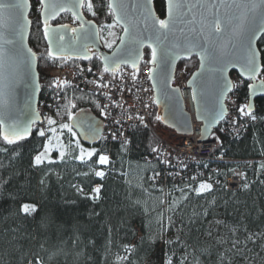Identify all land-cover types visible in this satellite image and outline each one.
<instances>
[{
	"label": "trees",
	"instance_id": "obj_1",
	"mask_svg": "<svg viewBox=\"0 0 264 264\" xmlns=\"http://www.w3.org/2000/svg\"><path fill=\"white\" fill-rule=\"evenodd\" d=\"M29 1L28 43L37 54V66L90 61L103 69L94 52L91 59L48 58L43 24L38 23L41 21L38 0ZM92 2L95 16L86 9L82 11L98 23L99 30L114 23L107 8L108 0ZM154 6L159 14L160 0H154ZM53 22L76 23L67 11L60 13ZM257 46L264 53V33L258 38ZM150 55V49L145 47L140 66ZM197 63L196 56H191L180 60L178 65L185 66L190 73ZM39 80V95L56 88L64 98L48 117H44V129L49 127L48 118L57 124L69 123L67 112L74 113L80 108L100 115L95 94L64 82L57 87L60 82L52 78L40 76ZM247 85L246 81V95ZM262 105L264 94L254 98L257 120L241 137H229L219 128L215 130L219 138L215 151L230 159L219 161L214 175L219 176L220 181L213 184L210 192L200 195L192 190L194 184L164 187L149 179V172L158 168L159 163L144 158L157 142L147 126H131L128 144L123 149L119 141L94 144L97 149L107 147L111 155V165L100 179L93 175L96 157L81 163L66 154L63 161L52 159L54 163L46 161L33 167V158L45 142V137L36 134L42 128H32L26 139L14 145L0 140V148L7 149L0 151V264H34L37 259L43 264H151L155 263V258L149 255L150 239L156 240V257L162 256L160 249L166 247L174 264H179L184 256H187L186 264H264ZM156 116L159 114L154 108L152 118ZM238 164L245 169L244 179L236 189L225 188V177ZM94 182L101 183L100 199L96 201L85 198ZM72 185L83 187L85 193H78ZM163 199L168 202V213L180 226L177 237L165 239L174 241L167 246L160 239L165 215ZM25 202L37 206L33 216L25 217L18 212L19 205ZM216 219L219 221L215 225ZM214 226L220 231L219 237L211 238L208 235ZM249 234L253 235L255 243L246 240ZM224 235L227 237L219 244L217 240ZM234 240L240 242L236 248L232 246ZM117 254L127 259L118 261Z\"/></svg>",
	"mask_w": 264,
	"mask_h": 264
},
{
	"label": "snow or ice",
	"instance_id": "obj_2",
	"mask_svg": "<svg viewBox=\"0 0 264 264\" xmlns=\"http://www.w3.org/2000/svg\"><path fill=\"white\" fill-rule=\"evenodd\" d=\"M161 8L159 14H157L154 6V0H135L131 5V8L139 11L142 16L143 29L139 28V25L128 16V5L123 3V0H108L107 8L109 13L114 18L112 25H107L109 29L119 24L122 27L123 35L119 39V44L116 45V51L111 57H102L104 61L103 72H111L114 76L122 63H130L134 69L132 78L135 80V71H138V64L142 53L140 48L145 45L151 49V59L147 61L149 64L156 65V68L149 69L153 75H150L148 79L155 80V73L157 69H160L165 79H169L167 69L171 63H173L172 49H179L186 52L189 56L195 53L200 58V72L194 73V79L199 75L203 77L204 71L207 65H216L217 67L212 69L218 73L216 77V87L218 89L216 104L209 109V127L214 122H219L226 115V109L224 107V97L226 93L232 92L233 89H239L243 84V80L238 78L237 83L227 80L223 75L228 65L235 67L237 64L240 66V77H244L248 80L256 81L257 77H261L259 83H250L247 85L248 96L246 102L242 104L238 112L244 116H248L255 120L257 117L254 114L253 97L257 95V92L264 93V53L254 47V39L257 32H264V0H232V3H226L225 0H196V3H192L191 0H160ZM29 7V0H0V84L4 88H0V106H6L9 102L8 92L4 89L10 86V83L14 77L15 61L13 56L17 59L20 57L22 49L16 48L15 44L17 39L22 43L25 38L27 26L31 23L28 20L27 9ZM76 8L86 9L87 12L93 16L96 15L94 11V5L92 0H73V2H65V0H38L39 16L43 24L44 39L48 41L47 56L50 59H65L64 56V44L65 36L61 35L67 26L59 25L54 28L49 24V21L55 19L56 15L60 12H66ZM196 8L201 10L200 18L197 21L196 16L193 15L192 19H188V15L192 13V10ZM224 8L223 15L220 14V9ZM233 10L239 12L237 16ZM259 11V24L253 26L246 24L245 21L251 17L253 20L257 19V12ZM74 18L81 19L78 12H73ZM41 21H38L41 22ZM91 25V21L85 22ZM199 24V28L189 27L191 25ZM183 25V27H179ZM80 29H84V23H81ZM77 32L76 28L71 30ZM91 33V28L89 29ZM146 33V35H145ZM99 35L97 31L94 33ZM228 34L232 39L228 41H222L220 38ZM109 35L113 33L109 32ZM87 35L85 39H87ZM234 40L236 43H232ZM171 44V47H167V44ZM116 44L115 40L105 41V47L112 48ZM4 45H12V48H5ZM84 53L83 59H91L87 55L88 45H83ZM229 50L232 56H236L237 51L241 55L233 60L229 56ZM28 56L26 57L29 68L35 63L37 54L27 49ZM91 72V69L88 70ZM63 82L57 83L56 86L60 87ZM193 83V80L188 82ZM36 89L39 85L35 86ZM98 87H107L105 84H98ZM155 87V84H154ZM178 91V89H173ZM193 100L197 99L196 91L193 90ZM158 103L157 100L153 101ZM74 107V105H73ZM99 107V105H98ZM147 107V105H145ZM264 107V105H262ZM103 115V110L101 112ZM68 121L73 120V113L67 112ZM143 122V116L138 117ZM156 120H161L160 116H156ZM34 122L29 121L28 125L20 127L19 125L12 123H6L5 120L0 119V140L7 145L17 144L18 141L26 139L31 134L30 124ZM49 127L47 129H40L37 131L39 137H46L43 143V151L34 156L32 165L38 167L47 163L51 164L55 161L51 159V153L55 150L59 152V159L63 161L66 154L70 156L72 160L79 161L81 163H88L92 161L93 157H96L94 163L99 166H110L111 159L109 155L103 153V150L97 148H84L80 140L77 139V132L74 131L75 125L71 123H61L58 125L61 135L68 133L70 140L68 147L70 152L66 153L65 145L61 141V135H57V128L51 127L56 124L51 118L47 121ZM89 130L93 136L98 134L94 125H89ZM51 133L52 135H47ZM85 139H90L88 132L82 134ZM123 136V133H113V139H119ZM53 139L56 141L53 144ZM121 148H125L128 144V140L125 138L120 141ZM74 145V147H72ZM78 150V152H77ZM0 151H7L5 148H0ZM153 152L157 149L153 148ZM264 167V166H262ZM94 175L99 178H104L106 173L102 170L93 169ZM88 175V173H84ZM160 173H154V176H159ZM195 179V177H193ZM43 183V180L41 181ZM76 188L78 193H85L83 187ZM248 187L247 184L244 185ZM213 185L208 182L201 181L199 185L192 190L197 194H203L204 192H210ZM101 187L97 186L91 189L90 193L85 194L86 199L96 201L100 199ZM186 198V197H185ZM18 212L25 217L33 216L37 212V206L34 203H21L18 208ZM167 231V229H165ZM247 241L255 243L252 234L246 237ZM161 241L167 246L174 243L171 240H165L161 235ZM143 242V239H142ZM178 242V238L177 241ZM151 252L149 255L155 258V264H174L173 258L168 255L166 247L160 249L163 253L162 256L156 257L155 239H150ZM240 242L234 240L232 242L233 248H236ZM128 248L129 246H125ZM126 260L127 257H117V260ZM187 256L179 261V264H186ZM33 264V262H30ZM34 264H43L42 261L37 259Z\"/></svg>",
	"mask_w": 264,
	"mask_h": 264
},
{
	"label": "built area",
	"instance_id": "obj_3",
	"mask_svg": "<svg viewBox=\"0 0 264 264\" xmlns=\"http://www.w3.org/2000/svg\"><path fill=\"white\" fill-rule=\"evenodd\" d=\"M95 57L100 59V54L95 52ZM148 61V60H147ZM144 62L143 66L138 64L135 71L136 79L132 78L134 69L130 64H121L115 73L103 72L101 68L90 61L76 63L73 65L37 66L40 76L64 82L72 87L91 92L97 96L102 118V130L100 141H122L129 139V129L134 125L147 126L156 137V152L144 156L145 159L154 160L159 167L149 172V179L158 181L161 186H174L194 184V188L201 181L211 183L220 181L214 172L219 169V161L230 159L221 152H216L215 147L219 138L215 131L211 132L210 138L199 139L201 121L194 116V104L192 89L187 85L188 70H175L171 84L179 88L185 109L190 113L192 129L189 133H181L171 126L164 124L161 120L152 118V112L156 108L153 102V89L149 77V69L152 64ZM91 69V72L88 70ZM243 80L241 87L233 89L226 94L224 104L226 115L220 121L217 128L229 137H241L247 132L250 125L257 120L251 119L238 112L239 107L246 102L248 96L244 92L246 80L236 71L230 72L233 83ZM107 87H98V84ZM63 95L58 89L43 91L39 95L36 109L42 117H47L53 109L63 102ZM147 105V107H145ZM103 110V115L101 114ZM143 116V122L138 117ZM32 128L44 129L42 122H32ZM113 133H123L119 139H113ZM99 141V142H100ZM103 153L110 155L107 147L100 148ZM94 169L108 171V166L96 165ZM154 173H160L154 176ZM94 175V171H93ZM245 169L241 164L234 166L225 177L223 184L225 188L236 189L244 179ZM95 176V175H94ZM96 177V176H95ZM195 177V179H193ZM100 179L99 177H96ZM101 187L100 182H94L87 193L94 187Z\"/></svg>",
	"mask_w": 264,
	"mask_h": 264
},
{
	"label": "water",
	"instance_id": "obj_4",
	"mask_svg": "<svg viewBox=\"0 0 264 264\" xmlns=\"http://www.w3.org/2000/svg\"><path fill=\"white\" fill-rule=\"evenodd\" d=\"M65 2H73V0H65ZM135 2V0H123V3L128 5V16L135 21L140 29H143L144 25L142 22V16L139 13V11H136L131 8V5ZM192 3H196V0H191ZM226 3H232V0H225ZM237 2H242V0H237ZM260 0H257V3H259ZM29 10H30V1H29V7L27 9V16L28 20H30L29 17ZM78 12L80 14L81 19L74 18L76 23L71 22H53L58 15L55 16V19H52L49 21V24L56 28L59 25H66L67 28L61 32V35L65 36V40L62 42L64 44V56L66 57H81L84 53L83 45L86 43L88 45L87 48V55L91 56L92 52H98L100 54V61L104 67V61L102 57H111L113 53L116 51V45L119 44V37L123 35L122 27H120V31L116 40V44L113 45L112 48H105L101 38L100 33L99 35H95L97 31L99 32V26L98 23L91 17L86 16L82 9L76 8L73 10H69V12L73 17V12ZM235 14L238 16L239 12L236 10H233ZM200 12L201 10L194 8L192 10V13L188 15V19H192V16L195 15L197 21L200 18ZM225 12L224 8L220 9V14L223 15ZM62 13V12H60ZM59 13V14H60ZM259 11L257 12V19L253 20L251 17H249L245 23L251 24L253 26H258L259 24ZM112 19L114 21V18L112 16ZM41 20V18H40ZM87 21H91V25L85 23ZM42 22V21H41ZM81 23H84V29H80ZM31 24V23H30ZM30 24L27 26L25 38L23 42L21 43L19 39H17L15 47L22 49L20 57L17 59L13 56V61H15V71H14V77L10 83V86L5 88L4 90L8 92L9 96V102L6 106H0V119H3L6 121V123L12 124L15 123L19 125L20 127H23L25 125L29 124V121L34 122H41L42 116L39 114V112L36 109L38 98H39V88H40V80H39V73L37 70V59L35 63L32 65L31 68L28 66V62L26 57L28 56L27 49H31L32 52L36 53L35 50L29 45L28 43V34L30 31ZM179 27H183V25H179ZM189 27H196L199 28V24L191 25ZM73 28H76L77 32H72L71 30ZM91 28V33H89V29ZM43 29V26H42ZM264 32H257V35L254 39V47L257 46V40L260 37V35ZM87 35V39H85V36ZM146 35V33H145ZM222 41H228L232 38L225 34V36L220 38ZM47 48H48V41L45 40ZM232 43H236L234 40H232ZM167 47H171V44H167ZM5 48H12V45H4ZM147 47L146 45L143 48H140V52L142 53L143 57V50ZM150 49V48H149ZM151 51V49H150ZM260 51V50H259ZM173 52V63L170 64V66L167 69L168 77L169 79H165L163 72L160 69H157V72L155 73V80H151L152 83V89H153V99L157 100L158 103H155L157 113L161 117V121L176 129V131L181 133H189L192 129V121L190 113L185 109L183 99L181 96V92L179 88L175 85L171 84V80L174 76L176 67L180 60L182 59H188L191 56H196L197 58V66L190 72L188 78H187V85H189L192 89V96H193V90L196 91L197 99L193 100L194 104V116L197 120L201 121L200 125V135L199 137H196L197 140L199 139H207L210 138L209 135L211 132H213L219 125V122H214L209 127V109H211L216 104L218 89L216 87V77L218 73L213 71L212 69L216 68V65H207L206 69L204 71L203 77L197 76L195 79L193 77L194 73L200 72V58L195 53L191 54L190 56L184 52L183 50L179 49H172ZM241 53L237 51L236 56H232L231 51L229 50V56L235 60L237 59ZM142 58H140L139 62ZM151 59V55H150ZM125 64V63H122ZM130 64V63H127ZM156 65L151 66V68H156ZM236 71L238 74H240V66L237 64L235 67L232 65H228L226 71L224 72V76L227 78V80L231 81L230 79V72ZM153 75L152 72L149 71V76ZM244 78V77H243ZM250 83H259L260 78H257L256 81L248 80L244 78ZM190 80H193L192 84H189L188 82ZM155 84V87H154ZM36 85H39V88L36 89ZM0 88H4L2 84H0ZM173 89H178V91H173ZM249 91V90H248ZM227 94V93H226ZM264 93L257 92L256 96L263 95ZM226 96V95H225ZM255 96V97H256ZM253 97V103L254 98ZM225 98V97H224ZM224 107L226 109V106L224 104ZM69 123L75 125L74 131L77 132V136L79 140L82 143L94 145L99 142L100 136H101V130H102V118L100 115L95 114L94 112L80 108L76 110L73 113V120L69 121ZM32 124V123H31ZM30 124L31 130L32 126ZM89 125H94L95 128L98 131V134L93 136L92 132L89 130ZM84 132H88L90 139H85L82 135Z\"/></svg>",
	"mask_w": 264,
	"mask_h": 264
},
{
	"label": "rangeland",
	"instance_id": "obj_5",
	"mask_svg": "<svg viewBox=\"0 0 264 264\" xmlns=\"http://www.w3.org/2000/svg\"><path fill=\"white\" fill-rule=\"evenodd\" d=\"M113 23H109L108 25H112ZM119 31H120V27L119 25H115L113 28L109 29L108 27H105V28H101V30H99V33H100V38H101V41L103 43V45L105 46V41L108 40V41H111V40H117V37H118V34H119ZM109 32L113 33V35H109ZM176 68H179V69H186L187 68L185 66H179L177 65ZM59 124H55L51 127H56L57 128V135H61L60 133V129L58 127ZM47 135H52L51 133H47ZM45 140H46V137H45ZM69 140H70V137L68 135V133L66 132V130L64 131V133L61 135V141L62 143L66 146L65 147V151L66 152H69L70 151V148L68 147L69 145ZM56 141L53 139V144H55ZM81 143V142H80ZM81 145L86 148V149H90V148H95L94 145H89V144H82ZM74 145H72L73 147ZM42 150H40L38 153L42 152ZM38 153H36L35 155H37ZM51 159H59V152L58 151H53L51 153ZM162 206H163V209H164V219L162 221V226H161V229H160V234L163 235L164 239H170L171 237H177L178 236V231L180 230V226L179 224H177L174 219L170 216V214L168 213V202L166 199H163V203H162ZM219 221V219H216L214 222H215V225L216 223ZM165 229H167V231H165ZM219 229L215 228V226L212 228V231L210 232L211 234L208 235L209 237L211 238H215V237H219ZM161 235H160V239H161ZM227 237V235H224L222 236L221 238H219L217 241L218 243L220 244V241L221 240H224V238ZM215 241V240H214ZM223 242L221 241V244ZM231 246V245H230ZM187 253V252H186ZM117 257H120L119 254L115 255V258L117 259ZM150 264V263H149ZM151 264H155L154 262H151Z\"/></svg>",
	"mask_w": 264,
	"mask_h": 264
},
{
	"label": "bare ground",
	"instance_id": "obj_6",
	"mask_svg": "<svg viewBox=\"0 0 264 264\" xmlns=\"http://www.w3.org/2000/svg\"><path fill=\"white\" fill-rule=\"evenodd\" d=\"M233 190V189H232Z\"/></svg>",
	"mask_w": 264,
	"mask_h": 264
}]
</instances>
